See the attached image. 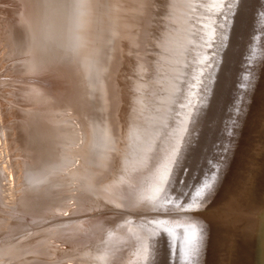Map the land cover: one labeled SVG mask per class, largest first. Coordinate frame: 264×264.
<instances>
[{
    "label": "rangeland",
    "instance_id": "1",
    "mask_svg": "<svg viewBox=\"0 0 264 264\" xmlns=\"http://www.w3.org/2000/svg\"><path fill=\"white\" fill-rule=\"evenodd\" d=\"M91 1L69 0L68 7L64 11H59L56 6L54 11L49 12L46 24L50 28L57 27L61 23L60 20H62L66 27L69 28H74L78 25L81 36L84 34V39L88 36L91 28L90 23L86 19L87 16L91 15V7L93 5ZM9 2H12L9 4L12 7L0 3V8L8 7V14L0 12V23L2 18L4 19L7 15H11L10 20L12 25L17 27L16 25L24 22L22 17L25 11L21 1L12 0ZM104 2H106L103 5L106 10L104 21H107L108 25L105 29V39L99 47L101 48V56L103 54L106 55L101 57L102 60L101 58L99 59L100 72L98 71L99 73L96 78V87L101 86L95 88L97 89V93L95 90V96L99 97L100 94L99 101L96 97L97 109L101 107L102 110H97V112L99 114L102 113L100 115L103 117L99 116V118H103V120L107 119L104 122L112 121L114 129L116 126L119 129L114 130L118 131V134H115V132V135L111 134V139L113 137L112 146H114L112 147L111 157L114 161L111 158L112 163H110V168L97 170V172H102V175L98 172V178L99 175L101 178L97 182L98 187L96 185L94 189L101 190V194L97 191L96 194L98 196H102L106 190H117L119 188H124L122 192L126 193L124 195H116L112 199L106 196L98 197L95 193V195L90 193L93 196L89 195V199L86 200L91 201V203L88 201V208L81 211L73 198V194L80 190L86 195V184H92L91 181H87L82 186L81 181L71 179L68 171H58L57 180H59V183L57 187H62L58 189V192L61 191V195H67V197L60 200V202L63 201L62 204L57 202L54 205L55 203L53 202L54 208L51 207L50 209L52 210H49L51 214L47 212L48 214L46 213L45 215L31 216L30 214L23 213V211L21 213V210L18 208L19 205L16 202V204L10 203L8 204L9 206L1 208L6 213L0 214V220L1 218H8V224L19 222L24 217V219L29 217L28 220L32 221H28L27 224L19 223L15 226L12 224L2 226L0 223V264L10 260H13L17 264L19 257L15 254L7 253V250L14 246H21L23 242H26L29 238L31 239L33 234L36 235L35 233H38L36 231H39V229H45L44 231H46L39 232L44 235L47 234V237L45 236L44 238L48 239L47 241L45 239V242H47L45 244L48 246V249L51 247L52 250H49L53 252L67 250L68 243L66 244L63 240L51 237L57 228L55 225L59 224L63 219H70L69 223H74V225L78 226L80 232L89 233L85 241L89 242L90 247L85 250L86 253L82 254L83 259H80V257L76 260L69 259L70 261L66 260V263L63 261L60 264H110V262L101 259V256L120 244V246L116 247L118 250H126L130 253V259L128 262L125 261L126 264H192L202 231L206 225L203 222V218L210 216L217 203V199L219 200L225 188V186L219 187L218 184L222 179L229 180L264 103V0H143V2L141 0H105ZM141 9L142 11L140 12ZM73 10L79 11L78 15H75L72 12ZM134 12L138 14L136 15L139 18L138 20L134 16L135 14L133 15ZM144 15L146 18L144 19L149 22L146 23V27L144 26L143 30V32L145 30L146 33L148 32L147 34L144 32L146 38L142 37L145 40L139 38V32L137 31L139 30V21L143 19ZM114 28L116 29L114 30ZM129 28L133 29V35L131 34L132 32L130 33L131 36ZM111 30H114V32ZM124 32L128 35H125ZM128 36H130L129 39H126ZM132 37L134 39L130 40ZM135 37L140 40H137ZM131 41L134 42H132L133 46ZM110 42L112 43L110 44ZM136 43L140 44L139 47L142 49L138 47L136 49ZM125 44L127 45L126 47L124 46ZM111 46L114 51L113 53L117 57L111 53ZM109 48L111 51H106ZM121 48H124L123 51ZM133 48L140 53L142 52L141 56ZM0 49V59H2L0 62L2 61V66L4 65V67L0 66V73H10L9 75H0V81L18 80L20 76H16L19 75L18 73H22V71H19L20 68L14 63L34 57V54L31 55L28 51L26 53L23 52V55H16L17 57H15L14 54L11 56L13 52H16L15 48L12 51H9L7 48ZM116 50H119L120 53ZM69 51L72 55H77L79 52H87V48L74 42L72 45L69 44ZM108 52H110L109 55ZM121 54H123L122 57L120 56ZM136 54L139 55L140 59L137 58ZM119 57L122 60L118 59V61L117 58ZM105 58H107V61ZM110 58V61L113 60L112 64H115L114 62L119 64L118 62L121 61L119 67L118 65H111ZM11 61L14 62L11 63ZM109 65L112 67H109ZM105 66L106 68L108 66V71L105 69ZM113 67L116 69L114 73H118L115 75L113 82L116 83V88H118L116 92L120 96H118V99H120L118 100L119 110L105 114V112H109L105 97L107 84H109L108 74L111 73ZM13 68V73L16 76L12 77L11 70ZM15 68L18 70H15ZM101 68L104 70L102 71ZM6 76L9 78L7 79ZM29 81L30 83L38 82L35 80ZM102 81H105L106 85ZM11 83L9 84L8 82L7 84L0 85V96L5 97L6 95H10L7 96L8 98L5 97L7 99L0 97L2 106L0 115L5 121H2L4 122L3 130L5 132L1 129L2 122L0 123V130H2L0 132V141H2L4 135L8 140L5 139L8 142V144L6 143L7 148H9L7 149L10 159L7 158L11 161L9 165L18 163V160L21 161L19 165H23L20 167L16 164L19 168L14 167L16 166L14 165L11 169L12 171L14 168L13 171L16 173L19 172L17 175L16 173L14 175L13 171L11 172V174L13 173L11 175L12 183L16 178L21 176V178L19 177L20 180L18 179L17 182H14L15 184L13 183L16 195H21L23 187L27 183L26 178L28 179L23 168L27 161L31 162L34 158L35 149H33L34 147L30 148L22 144L21 141L16 139L15 134L18 136L16 132L18 123L23 127L26 126L28 128L26 131L30 132L32 130L29 129H32L36 117L43 116L41 114L46 116L45 112L49 113L47 116L50 122L53 120L56 122L60 119L58 116L55 117L53 113L46 111L50 107H53L49 100L26 98L23 94L24 91L18 86L19 83L15 81ZM102 85L106 86V88ZM101 93L104 95L103 99ZM127 93L130 94L128 95ZM100 101H102L101 104L99 103ZM15 103H17L16 107L14 106ZM123 103L126 104L124 105ZM39 104L42 109L39 107ZM103 104H105L104 107ZM10 106L12 107L10 108ZM127 106L128 108L126 109ZM44 107L46 109H43ZM13 110H17V112L15 113ZM13 112L18 116H14ZM115 113L116 115H114ZM107 114L113 115L110 118ZM117 116H120L119 119ZM61 118L64 119L66 117ZM14 120L17 124L14 123ZM120 120L122 121L120 122ZM115 121H117L116 124ZM12 123L14 126L16 125L15 128ZM9 125H11V129L13 127L12 130L10 127L8 128ZM102 135L100 134L99 137L101 136L100 138H102ZM12 137L15 139L12 140ZM99 137L98 139H100ZM116 137L118 140L115 139ZM115 140L116 142L114 143ZM117 142L119 148H117ZM81 143L82 141L79 145ZM12 144H15V147ZM0 145H2L1 142ZM18 145H22L21 148ZM115 149L117 150L115 151ZM15 151H19L21 154L17 152L16 155ZM2 152H0V157L4 156ZM65 154L67 156L69 153ZM20 155L21 157H19ZM118 155L120 162L122 160L124 162H118ZM12 157H15L16 160L14 159V161ZM17 157L20 159L18 158L17 160ZM2 158L6 160L5 156ZM2 158L0 159V163L6 164ZM115 161L120 164H117ZM148 161L150 162L148 163ZM126 164L127 166H125ZM119 165H123L122 168ZM0 166L2 165L0 164ZM74 166L69 168L73 169ZM111 167L114 169L110 171ZM47 170L41 176L44 182L47 181L48 175L54 172L49 166ZM21 172H24L23 175L25 176H22ZM111 172L113 174L116 173L113 175ZM111 174L112 178L110 177ZM220 174L221 178H219ZM130 175L135 177L132 178ZM108 177L111 179L109 178V180ZM104 178H107L106 183L102 181ZM217 178L219 179L217 180ZM1 183L3 189L7 187L6 184L8 182L6 178L5 180H1ZM215 183L217 184L215 185ZM218 188L220 193L216 195ZM136 191L138 195L135 196L137 194ZM213 196L215 197L213 198ZM129 198H133L131 202L128 201L130 200ZM211 199L214 200L211 201ZM100 200L102 201L101 203ZM55 208L56 210H54ZM18 214L20 215L18 216ZM15 215L17 216L15 217ZM15 218L18 220L16 221ZM76 218L80 219V221L81 219L87 220V222L81 224ZM48 220L54 221L53 224L49 223L48 226L46 223ZM117 222H119V225L115 224ZM101 223L105 226L101 227ZM93 228L94 230H92ZM101 229H104V231ZM47 231H50V233ZM120 233L127 234L128 238L126 240L123 239V242L122 240H117ZM97 235H100V238ZM26 236L31 237L26 238ZM87 241L85 243H88ZM50 244L51 246H49ZM53 248L61 250L56 251ZM54 253H51V258L50 256L48 258L56 259L57 255L55 256L56 253ZM78 255H81V253Z\"/></svg>",
    "mask_w": 264,
    "mask_h": 264
},
{
    "label": "bare ground",
    "instance_id": "2",
    "mask_svg": "<svg viewBox=\"0 0 264 264\" xmlns=\"http://www.w3.org/2000/svg\"><path fill=\"white\" fill-rule=\"evenodd\" d=\"M9 1H12V0H0V3L1 4H4V5H7L8 7H12V6H9V4L12 3V2L10 3ZM13 1H16V0H13ZM17 1L18 2L21 1V4L23 5V8H24L25 13L23 12L24 13V16L22 18H23V21L24 22L22 23L20 21L21 24L16 25L17 27H14L15 25H12V22L10 20L11 17H12L11 15H10L11 17L9 15H7L6 18H4V19L2 18L1 19V23H0V48H5V49L7 48L9 51H12V49L15 48L16 49L15 50L16 52L15 53L13 52L11 54V56L14 54L15 57H17L16 55H18V56L23 55L24 54L23 52L26 53L28 51H29V53H31V55L34 54V57H31L29 59H24L23 61L20 60L19 63L18 62L17 63L16 62L14 63V64H17L18 65V67L20 68L19 71H22V73H18L19 75L16 76V74L13 73L14 72L13 71L14 68H13L11 70L12 71L11 73L13 74L12 77L14 75L16 77H18V76H20V77H18V80H14L13 79L12 81H15V82H18L19 83L18 86L20 88H22V90L24 91L23 92L24 97L30 98V99L31 98H36V99L38 98V99H41V100H44V101L46 99L49 100L52 103V106L53 107H50L49 110H46V111L47 112H50V113H53L55 115V117L58 116V118L60 120L59 121H56V122H55V120H53V121L50 122L48 120V116H47L49 113L47 114L45 111H43V112H45L46 116L44 114H41L43 116L36 117V119L33 122L32 129H29V130H32V131L27 132L26 130L28 128H26V126L23 127L19 123H18V126L16 127L17 128L16 129L17 131L14 129V131H16L18 133V136L15 134V136L17 137L16 138L17 140L21 141L22 144H25V145H27L30 148H33L34 147L33 149H35V156H34V158L32 159L31 162L30 161L29 162L27 161L26 162V165L23 168L24 169L23 171L27 175L28 179L25 177L26 180H27V183L23 187L24 189H23L21 195H16L17 193H15L16 191H14V188L15 187H14L13 183L14 182H17V180L19 179V177L21 178V176H19V175L22 172L18 175L19 177L16 178V180L14 179L15 181L13 183H12V179H11L12 178L11 175L13 174V173L11 174V172L14 170V168H13V170L11 171L12 166H14L16 164L19 165V162H21V161L18 160V158L21 157V155L19 157H17V160L19 161L18 163L15 164V163L12 162L13 165H11V164L9 165V162H11V161L8 160V158L10 159V157H8L9 152L7 150V149H9V148H7L8 142L5 141V139H6V137L4 135L5 133L2 134L4 136L2 137L3 138L2 141H0L1 144H2V145H0V147H1L0 148V152L3 151L2 154L4 153V156L6 157V160H5V158H2L4 156H1L0 159L1 158L4 159L5 160L4 163H6V164L0 163L2 165V166H0V214L6 213L1 208L7 207V206H9L8 204L15 203V202L19 205V206L18 205H16V206H18V208L21 210V213L23 211V213L30 214L31 216H36V215L39 216L40 214L41 215L42 214L45 215L47 212H49V210H52L50 208L51 207L54 208V206H53L54 203H55L54 205H56V203L57 202H60L61 199H63V198L66 199V197H67V195H65V196L61 195V193H62L61 191L58 192V189L61 187V186L60 187H57V185L59 183V180H57L58 179L57 178L58 177V171H60V170H61V172H63V170H64V172L65 171H68V175L71 176V179H74V180L76 179V180L81 181V185L82 186H84V184L87 181H89V182L91 181L92 184H90V185L89 184H86L87 187H85V189L87 191L86 193L88 195L87 194L86 195L83 194L82 191H80V190H78L79 192L75 193L76 195L72 193L74 195L73 198L75 199V202L77 203V205L80 207V209L82 211V209L88 208V205H89L88 204V201L89 200H86V199H89L88 196L91 195L90 193H92L93 195H95L97 193V191H99L98 189L97 190L94 189L95 188L94 186H96L98 184L97 182H99L98 181L99 178H101L100 175H99V178H98V175L97 174L101 173V175H102V172H99L98 171L99 172L98 173L97 170L102 169V168L103 169L104 168H106V169L110 168V163H112L111 162V158H112L111 157V152H112V147H114V146H112L113 145V143H112L113 137L111 139V134H114V132L116 134L118 131L116 132L114 130H116V129L118 130L119 129V128H116L117 127L116 125H115L116 127L114 129L112 121L109 120L108 122H104V120L107 121V119H104L103 120V118H101V119L99 118V116H101L100 114H102V113L99 114L97 112V110H100V109L102 110L101 107H98L99 109H97V99L98 98L100 99V94H99V97L95 96L96 93H97V89H95V88H99L101 86L100 85L99 87H96L97 86L96 78H97L98 73L100 72L99 71V59L103 55H106V54H103L104 53V51H103V53H102L103 55L101 56V48L99 47V46H101V43L105 39L104 38L105 37L104 34H105V31H106L105 29H106V27L108 25L106 23L107 21H104V19H105V15L104 14H105L106 10L103 7V5L106 2H104L105 0H92V1L90 0L91 3L93 4L92 7H91L92 8L91 9V15L87 16L86 19L88 20V23H90V27L91 28H90V31L88 32L89 33L88 36L83 39L84 34H83V36H81V33L79 32V28L80 27L78 25L76 27H74V28L73 27L72 28H69V27H66V25L64 24V21H62V20H60L61 23L57 27L50 28V26H48L46 24V19L48 17L49 12L50 11H54V8L56 6L58 7L59 11H64L66 9V7H68V1L69 0H17ZM141 1L143 2V0H141ZM147 3H146V5H147ZM141 5H143V4H141ZM146 5H145V8H146ZM148 5H150V4H148ZM13 6H15V5L13 4ZM7 8H0V12H4V13H7L8 14ZM77 8H78V6H77ZM137 10L139 11V9H137ZM141 11H142V9L140 10V12ZM72 12L75 15H78V12L79 11L73 10ZM144 12H145V10H144ZM144 12H142V13H144ZM16 14H17V12H16ZM139 14H141V13H139ZM133 15L136 16L138 14H136V12H134ZM128 16H129V14H128ZM142 16H143V14H142ZM142 16L140 15V17H142ZM147 16H148V14H147ZM136 18H137V20L139 19L137 16H136ZM144 18H145V15H144V17H143L142 20L140 19V21H139L140 24H138L139 30H137V31L139 33L138 32L137 33L139 34V38H142V37L146 38L145 37L146 35H144V32L146 30L144 32H143V30L146 27L145 25H146V23L148 21L145 20L146 18L145 19ZM16 20H17V18H16ZM131 20H132V17H131ZM133 21H135V20L133 19ZM126 23H127V21H126ZM133 23H135V22H133ZM109 24H110V22H109ZM129 24H130V20H129ZM110 25H109V28H110ZM111 26H113V25H111ZM132 26H134V25H132ZM116 28H114V30ZM136 28H137V26H136ZM136 28H134V29H136ZM114 30L113 31L111 30V31L114 32ZM117 30H118V28H117ZM129 30H130V32H129ZM129 30H128L129 34L132 32L131 34L133 35V31H132L133 29L131 30L129 28ZM112 32H111V34H112ZM113 34H115V33H113ZM131 34H130V36H131ZM116 35H117V33H116ZM125 35H128V34L125 33ZM135 35L138 36L137 34H135ZM109 36H108V38H109ZM130 36H128V38H126V37L125 38L126 39H129ZM120 37H121V34H120ZM133 37L130 38V40L131 39H134ZM144 38H142V39H144ZM136 39L137 40H140L138 38H136ZM74 42H75V44H78L80 46L83 45L84 47H86L87 48V52H83V53L82 52H79V53H77V55H75V54L72 55L70 53V51H69V44L72 45ZM106 42L107 41H105V43ZM132 42L133 41H131V44H132ZM142 42H145V41H142ZM111 43L112 42H110V44ZM123 43H124V41H123ZM138 43H136V45ZM107 44H108V42H107ZM107 44H106V46H107ZM141 44H143V43H141ZM113 45L116 46L115 44H113ZM128 45H129V43H128ZM136 45H135L136 49H137V47L138 48H141V47H139L140 44H138V46H136ZM124 46L126 47L127 45L125 44ZM132 46H133V44H132ZM108 47H109V45H108ZM102 48H104V47H102ZM105 48H107V47H105ZM111 48H112V46H111ZM118 49H120V48L118 47ZM123 49L124 48H121L122 51H123ZM133 49H134V51L136 50L135 48H133ZM106 51H111V50L109 48V50L106 49ZM116 51H118V53H120L119 50H116ZM113 52L114 51H113V48H112V52L111 53L114 54ZM134 53H136V52H134ZM134 53H132V54H134ZM138 53H140V52H138ZM141 53L139 54L140 56H141ZM109 54H110V52H108V55ZM108 55H107V57H108ZM115 55L116 54H114V56ZM122 55L123 54H121L120 56L122 57ZM139 55L136 54L137 58H139L138 57ZM7 57L9 59H11L9 56H7ZM116 57H117V55H116ZM124 57H125V55H124ZM112 58H114V57H112ZM103 59H104V57H103ZM105 59L107 61V58H105ZM118 59L119 60H122V59H120V57L117 58V60ZM0 60H2V59H0ZM101 60H102V58H101ZM110 60H111V58L109 59V61ZM4 61L6 62L5 59H4ZM112 61H110L111 62V65H113V66L114 65H118V67H119L121 61L118 62L119 64H117V62H114L115 64H112ZM5 62H4V64H5ZM13 62L14 61H11V63H13ZM100 63H101V61H100ZM106 63H108V62H106ZM122 63H123V61H122ZM108 64H110V63H108ZM141 64H143V63H141ZM141 64H140V66H141ZM10 65H12V64H10ZM111 65H109V67ZM0 66H2V63H1ZM2 67H4V65ZM132 67H134V66H132ZM17 68H15V70ZM102 68H103V66H102ZM102 68H101V70H102ZM105 69H107V71H108V69H109L108 66H107V68L105 66ZM114 70H116V69L113 67L112 70H111V73L108 74L109 75V78H108L109 84H107V85H108L109 88L107 87V90H106L107 93H106V96L105 97L107 99L106 100L107 101L106 102L107 103L106 106H108V108H109L108 111L109 112H105V114L106 113H113V112H116L117 110H119L118 100H120V99H118V96L119 95H117V92H116V89H118V88H116V83L113 82L114 79H115V75H117L118 73L115 74L116 72L114 73ZM105 71H104V73H105ZM101 73H103V72H101ZM9 74H7V72L6 73H0V75H3V76L4 75H9ZM133 74H134V72H133ZM105 75H106V73H105ZM25 77H32V78H25ZM8 78L9 77H7V79ZM29 80H35V81H38V82L37 83H30ZM98 80H101V79H98ZM12 81H9V80L8 81H0V85L7 84L8 82L10 84ZM102 82H104V85H106L105 84V81H102ZM137 85H138V83H137ZM2 87H4V86H2ZM2 87H1V89H2ZM104 88H106V86ZM95 90H96V93H95ZM11 91H13V90H11ZM118 92H119V90H118ZM7 96H10V95H6L5 97H7ZM101 96H102V99H103L104 98V95L102 94ZM0 97H3V96L1 95ZM5 97H3V99ZM96 97H97V99H96ZM7 98H5V99H7ZM13 98H15V97H13ZM135 98H137V97H135ZM99 99H98V101H99ZM128 101H129V99H128ZM101 102L102 101H100L99 103L101 104ZM8 103H9V101H8ZM130 103H132V102H130ZM16 104L17 103L14 104L15 107L17 106ZM104 105L105 104H103V107H104ZM1 107L2 106H1V102H0V111L2 110ZM11 107L12 106H10V108ZM39 107H40V104H39ZM18 108H19V106H18ZM127 108H128V106L126 107V109ZM12 109H11V111H12ZM22 109H24V108H22ZM43 109H46V108L44 107ZM25 110H26V108H25ZM13 111L15 113L17 112V110L16 111L13 110ZM14 112H13V114H14ZM10 113L12 114V112H10ZM118 113H117V115H118ZM16 115L17 114H14V116H16ZM35 115H36V113H35ZM112 115L113 114H111V115L109 114L108 116L111 118ZM114 115H116V113ZM61 117H66V118L62 119ZM101 117H103V116H101ZM117 117L119 119L120 116H117ZM2 118L3 117H1V115H0V123L2 121H4V118H3V120H2ZM73 120H75V122H73ZM121 121L122 120H120V122ZM4 122H2V127L0 126L2 130H3V124H4ZM116 122L117 121H115V124H116ZM134 122H136V121L134 120ZM14 123H15V120H14ZM15 124H17V122ZM12 125H13V123H12ZM117 125H119V124H117ZM10 126L11 125H9L8 128ZM15 126H14V128H15ZM5 129L7 130V128H5ZM10 129H11V127H10ZM12 129H13V127H12ZM2 130H0V132ZM159 130H161V129H159ZM3 132H5V131L3 130ZM6 133H8V132H6ZM100 134H103L102 135L103 136L102 138H100L101 136L99 137ZM6 135H8V134H6ZM98 137L100 139H98ZM117 137L115 139L118 140ZM14 139L15 138L12 137V140H14ZM96 139H98V140L96 141ZM137 139H139V138H137ZM0 140H1V135H0ZM143 140H145V139H143ZM19 141H18V143H19ZM81 141H82V143L79 145V143ZM115 142H116V140L114 141V143ZM141 144H143V143H141ZM12 145H14V147H15V144H12ZM114 145H116V144H114ZM21 146L18 145V147H20V148H21ZM117 146H118V142H117ZM117 148H119V146ZM116 150L117 149H115V151ZM145 151H143V152L145 153ZM17 152H18V154H21V153H19V151H17ZM17 152L15 151L14 153L16 154ZM65 153H67V154L69 153V154L66 156ZM12 155H14V154H12ZM113 156H116V155H113ZM15 157L14 158L12 157L13 160L15 159ZM53 158H55V159H53ZM117 159L119 160V155H118V158ZM112 160L114 161L113 158H112ZM115 162H117V161H115ZM118 162H120V160ZM118 162H117V164H120L121 162H124V161L122 160L120 163H118ZM149 162L150 161H148V163ZM125 163H127V162H125ZM113 164L116 166L115 163H113ZM70 165H73V166L74 165H77V166H74V168L71 169L69 167H73V166H70ZM22 166H20V167H22ZM48 166L50 168H52L53 169L52 171H54L55 173L53 172L52 174L48 175L49 177L47 178V181L44 182L43 181L44 179L41 176H42V174H43L44 171H48L47 170V167ZM122 166L123 165H121L120 168H122ZM125 166H127V164ZM14 167L17 168L18 166L16 165ZM112 167H111V169H109L110 171L114 169ZM142 167H143V165H142ZM16 168H15V170H16ZM116 170H118V169L116 168ZM13 172H14V175H15L16 172L15 171H13ZM126 172H127V169H126ZM17 173H19V172H17ZM17 173H16V175H17ZM23 173H22V176H25V175H23ZM112 174L110 175L111 178H112ZM108 176H109V174H108ZM110 177H108V179ZM131 177L133 178L135 176H131ZM5 178L7 179L8 184L5 183L7 185V187L3 189L1 187V184H2L1 183V180H5ZM59 178H61V177H59ZM126 178H128V177H126ZM106 179L107 178H104L103 180L102 179L101 180L106 183ZM70 181H68V182H70ZM123 181H124V179H123ZM23 182H24V180H23ZM124 182H126V181H124ZM225 182H226V179H222V181L218 184V186L221 187V188L223 186H226V185H224ZM100 183H101V181H100ZM111 183H112V181H111ZM78 187H80V186H78ZM78 187H77V189H78ZM97 187H98V185H97ZM110 187H112V186H110ZM127 187H128V185H127ZM117 188H119V187H117ZM63 189H64V187H63ZM81 189H82V187H81ZM85 189H84V191H85ZM122 189L124 190V188H121V189L119 188L117 190L116 189H111V190H108V191L106 190L107 192L105 191L104 193H103V191H104L103 190L102 191V193H103L102 196H106V197H109V198L112 199L116 195H120V194L124 195V193H126V192L123 193L122 192ZM19 192H20V190H19ZM99 192L101 194V190ZM218 192H219V188L217 190L216 195H219ZM136 193H137V191H136ZM93 195H91V196H93ZM136 195H138V193L135 194V196ZM96 196H98V194H96ZM99 196H101V195H99ZM93 198H95V197H93ZM105 199H107V198H105ZM111 199H109V200L111 201ZM132 199L133 198H131L130 200H128V199H126V200H128V201L131 202ZM101 200H104V199H101ZM101 200H100V203L102 202ZM62 202H60V203L62 204ZM89 202L91 203V201H89ZM92 202H93V200H92ZM134 202H135V200H134ZM60 203H59V205H61ZM119 203H121V202H119ZM116 204H118V203H116ZM124 207H126V206H124ZM75 208H76V205H75ZM96 208H101V207H96ZM13 209H14V207H13ZM54 210H56V208ZM19 215L20 214H18V216ZM16 216L17 215H15V217ZM28 218L27 219H24V220L21 219V218H19V219L23 220V222H21V220H19V222H14L13 224L12 223H9V224H12L13 226H15L16 224H19V223L27 224L28 221H32V220H28ZM1 220H0V223H1L2 226H7V225L9 226V224H8V218H6V219L1 218ZM15 220H16V218H15ZM66 220H68V221L66 222ZM69 220L70 219H63L61 222H59V224H56L55 226H57V228L55 229V233H52V236H51V237H55L57 239H60V240L65 241L66 244L68 243V245H67L68 247H66L67 250L66 249L61 250V249H55V248H53L56 251L61 250L59 252H55L54 251L56 254L53 251H51L52 250L51 247L49 248L51 250H49L48 249V246L45 244V243H47V242H45V239L46 238H44L45 236L47 237V234L44 235L41 232H39V231H43V232H46V231H44L45 229L44 230H40L39 229V231H36L38 233H35L36 235L33 234V236H32L31 239L29 238L31 236H29V237L26 236V238H29V239L26 242H23L24 244L21 242L22 243L21 244L22 247L21 246L11 247L10 249L7 250V253H12V254H15V255H17L19 257L17 259L18 260L17 261L18 262L17 264H60L63 261L64 262L66 260L68 261L69 259L70 260L71 259L76 260V259H79V257H80V259H83L82 258V254L86 253L85 250L88 247H90L89 242L87 240L86 241L88 243H85L86 242L85 241V238H86V236L89 233H86V232L82 233V232H80L79 227L76 226V225H74V223H71L70 224L69 223L70 222ZM78 221H80V219ZM53 222L54 221H52V220H48V222H46V223L48 225L49 223L53 224ZM80 222H81V224H83V223H86L87 220L81 219ZM115 224L116 225H119V222H117ZM51 226H53V225H51ZM103 226H105V225H103L101 223V227H103ZM99 227H100V225H99ZM196 227H197V225H196ZM92 230H94V228ZM101 230L104 231V229H101ZM47 232L50 233V231H47ZM125 233L118 234L119 237H118L117 240L118 241L119 240L120 241L122 240V242H123V239L126 240V238H128V237H127V234H125ZM198 236H200V235H198ZM97 237L100 238V235L99 236L97 235ZM23 240H25V239H23ZM47 240L48 239H46V241ZM190 241H188V242H190ZM120 245H118V246H120ZM49 246H51V244ZM118 246H116V247H118ZM116 247L112 248L110 252L104 253L101 256V259H103L104 261L110 262V264H123V263H125V261L128 262V260L130 259V253L127 252L126 250H118ZM50 251H51V253H54L55 256L57 255L56 256V259H53V258L52 259H49L48 258L50 256V254H51ZM74 252H76V253H74ZM79 253H81V255H78ZM50 258H51V256H50ZM4 262H6V261H4ZM4 262H3V264H16L13 260L12 261L11 260L10 261H7L6 263H4Z\"/></svg>",
    "mask_w": 264,
    "mask_h": 264
},
{
    "label": "water",
    "instance_id": "3",
    "mask_svg": "<svg viewBox=\"0 0 264 264\" xmlns=\"http://www.w3.org/2000/svg\"><path fill=\"white\" fill-rule=\"evenodd\" d=\"M224 185L192 264H264V103Z\"/></svg>",
    "mask_w": 264,
    "mask_h": 264
}]
</instances>
